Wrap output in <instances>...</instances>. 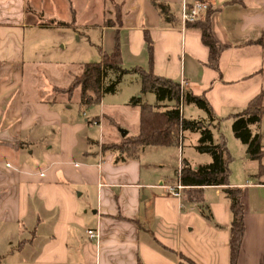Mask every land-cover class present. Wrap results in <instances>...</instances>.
<instances>
[{"label":"crops","instance_id":"obj_1","mask_svg":"<svg viewBox=\"0 0 264 264\" xmlns=\"http://www.w3.org/2000/svg\"><path fill=\"white\" fill-rule=\"evenodd\" d=\"M229 1L205 0L213 37L222 46L214 69L199 28H182V0H0V230L13 228L5 240L19 242L6 264H231L223 187L193 191L184 185L180 196L163 187L177 182L182 159L196 167L211 157L188 161L181 150L185 132L176 144L146 145L126 155L102 142L113 132L105 126L109 120L83 117L80 93L76 111L68 103L79 86L68 91L77 74L66 37L78 38L79 7L86 10L79 13L86 30L100 37L102 53L117 44L124 67L150 68L205 96L220 119L213 140L223 139L232 157L229 186L243 190L244 235L235 264H264V158L261 167L233 132L220 130L264 90V0ZM54 6L69 13L62 19L45 15ZM36 10L43 13L32 24L29 13ZM28 28L58 34L29 54L58 47L65 57L29 56ZM138 93L146 95L140 87ZM184 105L182 100L183 117ZM126 108L140 117L138 106L127 102ZM201 111L202 117L188 119L207 118ZM96 125L105 130L97 141L89 135ZM251 129L264 150V115ZM87 229L99 230L98 243Z\"/></svg>","mask_w":264,"mask_h":264},{"label":"trees","instance_id":"obj_2","mask_svg":"<svg viewBox=\"0 0 264 264\" xmlns=\"http://www.w3.org/2000/svg\"><path fill=\"white\" fill-rule=\"evenodd\" d=\"M194 1H188L189 5ZM235 1L237 0H231L229 3ZM159 8L164 11V6L160 5ZM210 12L211 6L207 4L204 20L192 24L199 28L202 42L209 48V66L217 69L222 46L213 37ZM145 41L149 55H151L152 44L148 35H145ZM80 67V72L73 78L68 91L79 86L80 104L84 108L100 103L105 93L114 92L123 75L129 72H135L139 75L141 94L152 93L155 96L153 103L142 102L140 95L132 96L129 99V106H138L140 109L138 133L132 137H125L124 142L117 146H111V148L122 150L126 155L134 156L146 145L170 146L176 144L179 135L183 132L190 131L199 134L195 148L201 153L209 154L211 161L192 167L182 159L179 180L183 185L194 189L193 191H197L195 189L204 185L223 187L229 201L231 215L229 256L231 264H235L244 235L243 190L240 187L229 186L232 157L229 155L223 139L219 142L213 140V129L219 126L220 119L215 116L205 96H197L187 90L181 92L179 82L157 76L150 68L145 70L137 66L124 67L117 44L111 52H103L99 61L83 63ZM263 95L264 90L252 99L241 112L234 114L232 121V132L235 138L246 145L249 157L257 159L261 167L264 150H262L259 133H253L251 126L258 127L261 117L264 115ZM181 98H183L184 103H193L202 109L207 118L188 119L183 117L180 109ZM196 200L200 201V198H196Z\"/></svg>","mask_w":264,"mask_h":264},{"label":"rangeland","instance_id":"obj_3","mask_svg":"<svg viewBox=\"0 0 264 264\" xmlns=\"http://www.w3.org/2000/svg\"><path fill=\"white\" fill-rule=\"evenodd\" d=\"M81 11L77 10L78 15V38L76 39L75 36L73 37H66L67 42V57L71 58L74 61V66L71 68V70L74 72V74H79L81 65L83 63L87 62H97L101 58V39L97 34L91 33L86 30L87 21L85 15L81 16L79 13L85 14V9L82 7H79ZM37 11V12H36ZM35 12L29 13V22L32 24H37V20L42 16L43 11L36 10ZM45 15L52 14L56 18L62 19L64 18V15H67L69 11L66 10V7H53V8H47L45 9ZM41 29H32L28 28L27 32L25 34V52L29 54V52H32V49L34 46H39V43L45 42L50 39H57L58 34H56L54 31H52L49 35L43 36L41 34ZM48 34V33H46ZM27 54V55H28ZM65 53H61L58 49V47H55L50 52H42V53H32L29 54L31 57H35L33 59L36 60H55V59H63L65 56ZM39 74H42L43 71L40 69L38 70ZM139 75L137 73H127L124 74L120 83L116 86V90L112 93H105L102 96V99L100 103L95 104L93 106H89L84 110V118H91L95 115L101 116L105 119H107L108 123H105V126H108L107 129L113 130L112 134L110 133L108 136H104L102 142L106 144L107 146H117L120 145L122 142H124L125 137H132L134 135H130L131 133L138 130L139 123H138V114H135L131 111H129L126 108V103L129 101L130 97L132 95L138 96V87L139 85ZM77 91L74 92L72 99L70 100V104H72L73 109L76 111L77 109V101H79V87H77ZM143 102H153L155 101V96L152 93H146V95L142 96L141 99ZM185 110V117H202L203 113L201 109H199L195 104L193 103H185L184 105ZM197 112L195 114H192V112ZM192 115V116H191ZM120 127H127L129 131H127V134H125L123 137L118 132V129ZM220 130L222 132H232V122L231 121H224L220 124ZM105 130L102 132L101 126H94L90 128L89 135L92 137L95 141L101 137L102 133H104ZM197 136V135H196ZM195 135L193 132L186 131L184 135V141L183 146L181 148L183 156L190 161L198 162V163H207L210 161V155L207 153H201L197 151L195 148V145L197 143V140L195 139ZM10 227V226H9ZM13 232L15 231L13 228H5L0 230V261L1 264H6L12 254L16 252V247L18 245V240L13 242V245H8V241L5 240L7 237L6 232ZM14 251V252H13Z\"/></svg>","mask_w":264,"mask_h":264},{"label":"built area","instance_id":"obj_4","mask_svg":"<svg viewBox=\"0 0 264 264\" xmlns=\"http://www.w3.org/2000/svg\"><path fill=\"white\" fill-rule=\"evenodd\" d=\"M207 10V3L205 1L195 0L191 5H189L188 0H182L181 13H180V22L182 28H184L187 24H192L203 18L205 12ZM183 82L180 83L181 92H183ZM183 98L180 101V109ZM181 139V134L179 135V140ZM181 167V166H180ZM180 168L177 172V182L173 185H164L169 194L173 196H180V192L185 186L179 180ZM87 236L90 240L95 241V243L99 242L100 232L98 229H87Z\"/></svg>","mask_w":264,"mask_h":264},{"label":"water","instance_id":"obj_5","mask_svg":"<svg viewBox=\"0 0 264 264\" xmlns=\"http://www.w3.org/2000/svg\"><path fill=\"white\" fill-rule=\"evenodd\" d=\"M121 135L124 136L126 134V130L125 129H120Z\"/></svg>","mask_w":264,"mask_h":264}]
</instances>
